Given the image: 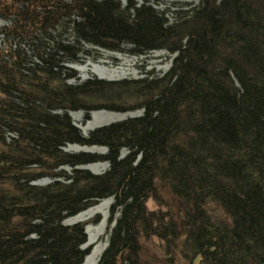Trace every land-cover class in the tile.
Listing matches in <instances>:
<instances>
[{
    "label": "trees",
    "instance_id": "16d2710c",
    "mask_svg": "<svg viewBox=\"0 0 264 264\" xmlns=\"http://www.w3.org/2000/svg\"><path fill=\"white\" fill-rule=\"evenodd\" d=\"M0 20V264H83L90 222L64 221L107 198L96 264H264V0L172 19L150 0H0ZM84 44L173 58L70 83ZM99 110L141 114L86 136L69 115Z\"/></svg>",
    "mask_w": 264,
    "mask_h": 264
},
{
    "label": "rangeland",
    "instance_id": "374dc122",
    "mask_svg": "<svg viewBox=\"0 0 264 264\" xmlns=\"http://www.w3.org/2000/svg\"><path fill=\"white\" fill-rule=\"evenodd\" d=\"M138 1L140 2V0ZM150 1L159 11L164 12L166 17H168L169 19L174 18L176 12H178L179 10H185L187 8L196 6L198 3H200V0H150ZM2 24H4V22L0 20V26ZM83 48L85 51H87V54H81V62L77 64H69V66L76 71L77 73L76 77L78 78L76 80L75 79L70 80V83L84 81L86 79H89L90 77H95L98 79H104L108 81H115L120 79H137V78L145 77L150 73L155 75H161L162 73L168 70L173 58V56H171L164 50H154L146 55H141V56L132 55L131 53L127 52V48H129L127 45L123 46L124 51L122 52L103 50L89 44H84ZM125 63L128 65H124ZM85 64L90 65L93 72L89 71L87 73H83L84 71L82 69ZM100 72L103 73L106 72L105 76L107 77L100 76ZM108 72H115L118 73V75L114 76V78L109 77L107 74ZM120 73L124 75H121ZM70 113H71L70 116L74 121L75 125L81 128L80 130L82 134H87L90 130H92L95 127L107 125L115 121H120L127 117L138 116L141 114V111L136 110L132 112L120 113V112H113L107 110H99L92 112L90 114V119L88 120V122L87 121L82 122L83 112L76 111ZM88 123L90 124L88 125ZM64 150L68 152L91 151L98 154H102L106 151L105 148L101 149L100 147H88V146L83 147L78 144H68L67 146L64 147ZM125 152L126 151L124 150L121 152V154ZM98 164L100 165L95 168V172L93 171L94 174L102 173L108 167V164L105 162H97L94 163L93 165L91 164L90 166H94ZM90 166H88L87 170L92 172ZM64 170L69 172L70 168L65 167ZM49 182L50 179L43 178L41 180L34 182V184L45 185ZM112 202L113 199L109 200L108 198L107 200L103 199L99 201L95 205L89 207L92 208L95 206H99V208L94 213L87 215L82 220H79L81 222L84 221L90 222L85 227L86 243L82 246V248L89 250V254L86 256V257L89 256L90 258L88 264H96L102 251L107 246L110 228L113 223L112 222L110 224L108 222L110 206ZM96 217H98V220L97 222L93 223L91 220H94ZM95 248H100L102 251L100 255L98 256L95 255L94 257H92V253Z\"/></svg>",
    "mask_w": 264,
    "mask_h": 264
},
{
    "label": "bare ground",
    "instance_id": "6f19581e",
    "mask_svg": "<svg viewBox=\"0 0 264 264\" xmlns=\"http://www.w3.org/2000/svg\"><path fill=\"white\" fill-rule=\"evenodd\" d=\"M126 62H128V61H126ZM124 65H128V64H124ZM84 72L83 73H87V72H89V71H92V69H91V67H90V65H88V64H85L84 66H83V69H82ZM93 72V71H92ZM96 73V72H95ZM106 73V72H105ZM105 73H103V72H100V76H102V77H107V76H105ZM108 74V76L109 77H113L114 78V76H117L118 75V73H115V72H108L107 73ZM121 74V73H120ZM121 75H124V74H121ZM117 116V115H116ZM88 122V121H87ZM90 123H88V125H89ZM86 131V130H85ZM86 135V134H85ZM83 147H86V146H83ZM93 147H95V146H93ZM101 149H104L103 147H100ZM93 165V164H92ZM100 164H98V165H94V166H90V168L92 169V172L94 171L95 172V168L97 167V166H99ZM93 172V173H94ZM106 203V202H105ZM102 205H104V204H102ZM99 208V206H95V207H92V208H89L88 210H86V211H83V212H80L78 215H76L75 217H74V220H82V219H84L87 215H90V214H92V213H94L97 209ZM101 249L100 248H95L94 250H93V253H92V257H94L95 255L96 256H98V255H100V253H101ZM89 260H90V258H89V256L88 257H86V259H85V261H84V263L83 264H88L89 263Z\"/></svg>",
    "mask_w": 264,
    "mask_h": 264
},
{
    "label": "water",
    "instance_id": "95a60500",
    "mask_svg": "<svg viewBox=\"0 0 264 264\" xmlns=\"http://www.w3.org/2000/svg\"><path fill=\"white\" fill-rule=\"evenodd\" d=\"M133 117V116H132ZM85 152H91V151H85ZM93 153V152H92ZM80 168H83V169H88V166H81ZM76 222H79V220H74V218H68L65 220V224H73V223H76Z\"/></svg>",
    "mask_w": 264,
    "mask_h": 264
}]
</instances>
